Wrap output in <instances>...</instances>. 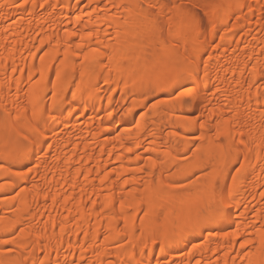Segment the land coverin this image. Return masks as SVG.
Wrapping results in <instances>:
<instances>
[{
  "label": "bare ground",
  "instance_id": "obj_1",
  "mask_svg": "<svg viewBox=\"0 0 264 264\" xmlns=\"http://www.w3.org/2000/svg\"><path fill=\"white\" fill-rule=\"evenodd\" d=\"M0 264H264V0H0Z\"/></svg>",
  "mask_w": 264,
  "mask_h": 264
},
{
  "label": "rangeland",
  "instance_id": "obj_2",
  "mask_svg": "<svg viewBox=\"0 0 264 264\" xmlns=\"http://www.w3.org/2000/svg\"><path fill=\"white\" fill-rule=\"evenodd\" d=\"M167 25H168V24H165V29H166V30H167V28H168ZM178 31H179V35H181L182 32L185 31V28H184V29H181V31H180V29H179ZM108 38L111 39V38H112V35L108 36ZM167 43H168V42H167ZM172 90H175V89H173V88H168V89H167V95H166V97H167L168 99H170V100H177L178 97H176L177 95H176L175 97L173 96V94H172L173 91H172ZM171 92H172V93H171ZM196 140H197V138H196ZM189 153H190V152H189ZM8 155H9V154H8ZM11 155H12V154H10V155L7 157V159L10 157L11 159H13L12 161H14L15 156L13 155V157H11ZM186 155H187V157H186L184 160H187V158H188V156H189V154H186ZM8 160H9V159H8ZM10 161H11V160H10ZM12 161H11V162H12ZM208 168H209V167L207 166V167H205L204 170H203V174H204L206 177L209 176V174H207V171H209ZM194 179H195V177H190V178H188L187 180H185V181H183V182H179V184H180V183H190V184L187 185V187H192V186H194V182H195ZM196 232H197V231L194 230L193 232H191V234L194 235V234H196ZM204 237H205V236H204ZM204 237H203V238H204Z\"/></svg>",
  "mask_w": 264,
  "mask_h": 264
},
{
  "label": "snow or ice",
  "instance_id": "obj_3",
  "mask_svg": "<svg viewBox=\"0 0 264 264\" xmlns=\"http://www.w3.org/2000/svg\"><path fill=\"white\" fill-rule=\"evenodd\" d=\"M189 7L191 11H195V6H189ZM4 243H8V241H4ZM8 250L10 251L11 249H8Z\"/></svg>",
  "mask_w": 264,
  "mask_h": 264
}]
</instances>
